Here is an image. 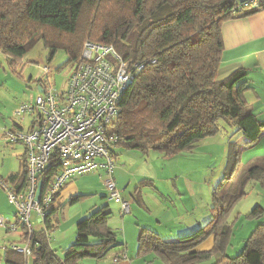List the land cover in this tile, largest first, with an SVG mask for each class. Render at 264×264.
<instances>
[{"label":"trees","instance_id":"16d2710c","mask_svg":"<svg viewBox=\"0 0 264 264\" xmlns=\"http://www.w3.org/2000/svg\"><path fill=\"white\" fill-rule=\"evenodd\" d=\"M239 1L0 0V52L13 64L43 40L49 61L57 49L65 48L70 54L69 62H77L87 40L113 45L124 59L144 64L112 123L113 147L154 149L173 156L220 133V122L225 121L248 140L244 148H239L242 152L259 144L264 120L249 108L246 69L218 79L225 52L222 26L228 20L264 10V4L261 9L234 14L232 10ZM229 147L237 148L238 142H231ZM47 175L51 173H43L40 178L44 188L50 180ZM248 177L264 188L263 165L252 166ZM27 180L24 150L20 170L4 181L22 189ZM215 190L214 220L189 234L169 239L152 229L140 228L137 257L158 253L167 264H195L216 254L219 258L213 264H264V224L252 231L239 255L221 254L231 233L227 224L229 211L241 195L223 207L215 202ZM59 195L60 192L54 201ZM83 197L73 195L66 203L50 206L44 227L33 234L29 262L22 254L6 249L4 254L0 252V264H83L85 258L101 260L122 245L108 225L111 212L103 207L78 222L76 240L62 256L52 249L48 233L53 230V218L58 219L67 203L74 204ZM261 212L256 209L250 215L260 216ZM212 234L216 236L215 247L197 250Z\"/></svg>","mask_w":264,"mask_h":264},{"label":"rangeland","instance_id":"374dc122","mask_svg":"<svg viewBox=\"0 0 264 264\" xmlns=\"http://www.w3.org/2000/svg\"><path fill=\"white\" fill-rule=\"evenodd\" d=\"M69 58L68 51L65 48H59L53 59L49 61L43 40H39L33 49L13 64L10 58L0 52V177L4 178L0 180V218L16 219V206L9 202L7 193L1 186V181H4L11 171L20 170V155L24 152L22 144H12L6 140L5 130L13 129L16 124H21L24 128L30 126L32 117L27 114L25 120L22 121V117L18 116L16 111L22 104L33 103L39 84L43 85L46 82L52 88L59 90L66 88L68 78L76 66V62H69ZM44 66L50 68L49 75L44 73ZM263 135L259 142L264 137ZM214 137L198 142L192 150L183 151L173 156L154 149L143 151L123 146L114 147L118 158L114 177L118 187L121 190L124 189L123 194L129 199L131 198L133 203L131 213L122 215L120 204L114 201L108 202L104 174L101 170L96 169L78 175L61 190L57 201L58 204L64 202L71 191L85 197L74 204L67 203L65 209L60 210L58 219L53 218L54 227L48 233L52 249L62 256L64 250L68 249L76 240L78 222L89 217L95 210L107 207V211L111 212L108 225L117 231L120 239L128 242L130 251L135 247L137 254L138 236L136 238L134 234L135 229L138 228L136 224L141 222L146 225V223H150V220H154L146 210V206L144 207V199L153 206V211H159L161 197L156 191L158 189L167 198L171 196V199L179 204L181 203L178 200L180 193L178 189H174V180L182 182V179L188 178L196 183L197 196L192 198V205L195 206V209H190V199H188L190 195L185 192L187 196L185 204L188 210L182 206L179 208L177 204H169V213L166 217L192 223L202 220L205 225L213 219L215 213L212 202V192L215 188V202L222 204L223 207H226L228 202L231 203L234 196L241 195L233 209L229 211L227 224L231 233L228 242L221 251L222 255L226 254L229 257L239 255L252 231L259 224H264V188L260 183L248 180L252 166L259 164L264 166V142L258 147L247 148L241 152L239 148H244L245 144L238 142L237 148L229 147L230 144L227 146L225 142L228 136L223 129ZM14 160L18 162L16 165H13ZM154 183L158 188L154 187ZM181 189L184 188L181 187ZM132 195H135L136 200L131 197ZM174 205L178 206L179 210ZM256 209H261L260 216H251L250 214ZM35 217L36 214L33 213L32 220H35ZM39 227V225L35 226L36 229ZM11 236L12 232L9 234L6 229L0 227L1 254H4L3 248L9 244ZM215 242L216 236L212 234L196 249L212 250L215 247ZM118 247L110 252L108 258L115 254ZM124 253L126 252H121V254ZM121 254L117 257H120ZM152 254L156 257V264H167L160 255H157L158 253ZM217 258L219 256L215 254L211 258L198 261L195 264H213ZM120 259L121 257L119 261ZM98 261L100 260L89 257L83 259L85 264H96Z\"/></svg>","mask_w":264,"mask_h":264},{"label":"built area","instance_id":"2783aa9c","mask_svg":"<svg viewBox=\"0 0 264 264\" xmlns=\"http://www.w3.org/2000/svg\"><path fill=\"white\" fill-rule=\"evenodd\" d=\"M263 4L264 0H240L232 12L261 9ZM43 68L49 75L50 68ZM143 68L144 64L121 57L113 45L87 40L65 89L52 88L44 82L38 86L33 103L18 108L16 114L21 120L27 114L32 117L30 126L16 124L20 128L6 129L5 138L24 147L28 180L22 189L1 181L17 211L15 220L1 217L0 227L20 238V242L5 246L4 250L12 249L29 262L32 237L39 230L35 226L44 227L48 209L58 202L54 201L55 196L78 175L96 169L104 174L108 202L120 204L122 215L131 213L133 203L122 196L114 177L118 158L110 129L121 111V101ZM43 173H51L46 176L50 180L45 188L43 183L41 197L37 199ZM33 213L35 220L31 218ZM120 257L127 259L126 253ZM120 257L116 256L114 261L119 262Z\"/></svg>","mask_w":264,"mask_h":264},{"label":"crops","instance_id":"0c3cea01","mask_svg":"<svg viewBox=\"0 0 264 264\" xmlns=\"http://www.w3.org/2000/svg\"><path fill=\"white\" fill-rule=\"evenodd\" d=\"M222 32H223V39L225 44V52L221 63V67L218 72V79L224 80L237 69L240 68L246 69L248 74L247 79L249 81V86H250V89H248V91L246 92V98L249 104V108L255 114L258 115L259 119L264 120V10H260L258 13H254L244 17L234 18L224 22L222 26ZM220 125L222 129L225 131V134L228 136V139L225 142L227 146H229L231 142H235V141L241 143H245L248 141L243 137L242 133H240L236 127H232L230 124L226 123L225 121H221ZM222 129L220 133L222 132ZM263 142H264V137H262V140L259 142L257 147L260 146V144ZM21 156L22 154L20 155V157ZM17 163L18 162L14 160L13 165H16ZM18 171L19 169L11 171V173L7 175V178L12 174H16ZM121 171L125 172L123 169H121ZM195 184H196L195 182H192L188 178L182 179V182H180V180H176V181L174 180L173 183V185H175L174 189L176 190L178 189L180 193L178 200H180L181 203L179 204H177L174 200H172L171 196H168L167 198L165 195H163V193L160 190L157 189L156 191L158 195H160L161 197V206L159 208V211L156 210L153 211V206L148 201H146V199H144L143 196L145 202V205L144 204L143 205L144 207L146 206L145 207L147 208L146 210L148 211V213H150V215L153 217L154 220L153 221L150 220L149 221L150 223H146V225H143L144 223H141L137 220L139 224L135 223L138 227L135 229L134 232L135 237L137 238L140 228L143 227L152 229L163 237H171V238L182 236L183 234H187V233L189 234L190 232H193L198 228L203 227L204 223L202 220L201 222L195 221L192 223L185 220L176 221L173 218L166 217L167 213H169L168 211L170 207L169 204H177L179 208L180 206H182L186 210H188V207H186L185 204V200L187 199L185 192H187L190 195V197L188 198L190 199V209L191 210L195 209V206L192 205L193 204L192 198L197 196V191H196L197 189ZM154 187H157L156 183H154ZM181 187H183L184 189L182 190ZM123 190H122V194H123ZM69 193L70 194L68 198H66L64 202L62 201V203H66V201L74 194L78 195V193H76L75 191H71ZM123 197L129 199L128 196H125L124 194ZM131 197H133L134 199L136 198L135 195H132ZM129 200H131V198ZM212 202H213V209L215 210L212 219L214 220L217 213V209L213 201V192H212ZM56 205H58V202ZM178 206H176L177 210H179ZM38 229L41 230L42 227H39ZM113 230L117 234V231L115 229ZM11 237L12 239L8 241L9 244L7 243L8 245L6 246L20 242V238L18 234H12ZM117 237H118V242L122 244L118 247L117 249L118 251L115 250L116 251L115 254L111 255L110 258H108V255L110 254L109 253L105 258L98 261V263L96 264H156L157 263L154 254H150L145 257H134L135 255H137L135 247L130 251L128 242L126 240L124 241L120 239L118 235ZM201 248H204V246H201ZM122 251L126 252L127 259L123 260L121 258L120 261L116 263L114 261V258L117 255H120ZM82 263L85 264L83 261Z\"/></svg>","mask_w":264,"mask_h":264},{"label":"water","instance_id":"95a60500","mask_svg":"<svg viewBox=\"0 0 264 264\" xmlns=\"http://www.w3.org/2000/svg\"><path fill=\"white\" fill-rule=\"evenodd\" d=\"M40 90H41V88H40ZM42 187H43V182L40 181L38 183V189H37V194H36L37 199H40V197H41Z\"/></svg>","mask_w":264,"mask_h":264}]
</instances>
